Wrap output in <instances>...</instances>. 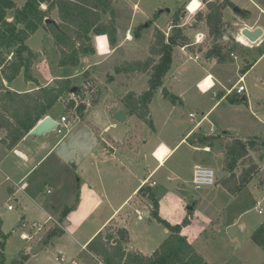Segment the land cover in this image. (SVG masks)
I'll list each match as a JSON object with an SVG mask.
<instances>
[{"label": "rangeland", "instance_id": "rangeland-1", "mask_svg": "<svg viewBox=\"0 0 264 264\" xmlns=\"http://www.w3.org/2000/svg\"><path fill=\"white\" fill-rule=\"evenodd\" d=\"M13 1L19 8L24 7L27 2V0ZM190 1H112L117 11L118 23L124 29V46L97 69L91 67V73L87 72L86 78L84 77L86 72L81 74L84 64L76 68H59L56 48L52 37L46 31L39 30L29 38V47L36 52H43L34 62V76L39 78L41 84L52 86L56 78H65L69 74H74L76 77L70 79L71 84L74 87L83 86L87 91L82 100L86 103V109L82 116H70L64 112L63 100L59 102L52 109L51 116L59 121L63 133L59 134L54 130L52 137L54 142L61 141L27 179V183L30 184L28 191L18 192L16 195L10 194L9 188L13 187L14 179L1 186L0 250L1 244L4 243L5 264H11L24 252L28 255L25 264H71L73 260L79 264H98V260L101 259L89 250H82L81 245L125 201L134 190V186L143 181L148 171H152L158 165L152 155L156 147L162 142L171 148L175 147L190 130L195 128L213 104L214 99L211 98L213 92L201 94L197 88L198 81L205 76L202 67V64L206 63L204 54L209 49H216L221 57L226 56L224 59L226 64L235 60L234 57L238 58L229 68L227 65H222L219 71L224 76L230 73V80L226 84L228 88L236 84L239 76L243 75L242 69L247 65L246 60L253 64L259 58L264 42L261 47L248 48L237 41L241 35L242 23L238 22L237 18L240 15L235 9L249 12L248 19L257 20L264 27V13L254 4L256 2L264 6L262 4L264 0H252L253 2L230 0L235 7L224 10V37L217 42L214 41L215 37L209 34L206 25L209 9L202 6L195 13H190L187 10ZM135 4L138 5L139 11L134 12ZM165 8H169L172 13H161L160 11ZM145 13L153 16V19L148 20ZM176 13H179L177 23L179 27L185 29L190 45L184 50L183 47L174 50L169 77L166 78L163 88L155 92L150 105L152 125L140 123L133 116L125 122L115 121L109 107L114 105L116 107V104L121 103L129 92L140 93L149 89L147 75L136 73L135 76H128L121 70L122 64L127 61L145 60L149 55L155 32L159 29L154 26L155 19H158L157 23L164 27L166 37H169L176 23L172 19ZM198 13H202L201 18H198ZM130 22L132 27H129ZM127 27L130 29L125 31ZM136 35H139L140 39H137ZM199 47L204 51L200 53V61L195 62L190 57L199 54ZM191 49L196 53H192ZM106 51H108L107 44L103 52ZM96 54L97 52L89 59L91 66L97 62ZM93 85L99 99L95 106L91 105L90 87ZM212 85V76L201 82L204 91ZM245 85L250 102L235 108L240 109L241 113L238 115L242 118L235 117L234 124L232 112H228L226 107L229 106L225 104L217 108L211 122L215 128L217 123H213L215 122L213 120L224 116L226 123L234 125L242 134L241 137L264 135V104L255 102L264 101V57L245 75ZM13 87L20 92L29 91L35 88V82L26 81L23 72L15 80ZM165 91L169 96H173L175 102L165 97ZM72 95L67 99L74 97L76 106L82 105L79 97ZM62 115L67 116L70 121V127L67 129L61 123ZM259 119L261 123L258 122ZM249 120L253 123L249 124ZM113 123L117 126L110 127V131L104 133V135H112L118 141L119 147L116 153L111 155L109 152H101L102 150L95 148L100 142L98 134L100 131L95 129L100 128L103 131L106 126ZM212 124L206 122L202 127L210 131ZM219 124L218 128L216 127L217 134H222L224 130ZM87 132L91 133V158L85 157L86 148L83 138ZM69 135L70 138H67ZM196 140L197 135L193 136L189 143H194ZM250 140L258 143V150L250 151L249 158L239 161L235 170L237 175L242 170L240 163H245L250 158L260 166L264 165L262 146L264 140L253 138ZM63 150L66 151V157L69 156V159L60 165L55 159ZM167 153L168 149L163 146L158 150L157 157L163 161ZM203 156V153L195 151L189 144H182L166 166L154 176L156 186L153 188L157 196L160 217L174 225L192 211L194 222L188 232L189 238L209 264H264L263 248L257 246L251 239L255 228L264 224V178L260 175L252 177L235 195L219 186V183L217 186L197 191L186 175L189 174L193 162ZM222 156L221 151L208 155L211 159H219ZM173 165L178 167L180 174L170 173L169 170ZM213 168L218 176V165L214 164ZM70 185H75L77 193L72 198L69 196ZM136 194L123 206L119 220L111 228L121 227L123 221L122 226H126L129 230L131 244L137 250L150 255L163 242L165 228L151 215L144 216V213L150 212L153 207L151 201L147 200L149 205H145L144 211L137 209L136 203L143 194L140 193L139 196ZM75 201L76 206L73 207ZM9 206L12 208L9 209ZM259 208L263 210L262 214H259ZM64 222L68 223L66 227L63 226ZM24 223L27 224L26 228L22 227ZM32 223H39L41 229H31L29 226ZM57 226L66 233L54 237L41 251L32 255L30 253L32 248L44 240V235L50 228ZM23 232L30 236L29 240L21 237ZM61 255L64 261L58 262L56 257ZM1 258L0 255V262Z\"/></svg>", "mask_w": 264, "mask_h": 264}, {"label": "trees", "instance_id": "trees-1", "mask_svg": "<svg viewBox=\"0 0 264 264\" xmlns=\"http://www.w3.org/2000/svg\"><path fill=\"white\" fill-rule=\"evenodd\" d=\"M215 4L216 9L210 8L206 15V25L209 34L215 37L214 41L217 42L224 37L223 12L229 7L234 8L235 5L230 0H215ZM262 4L264 5V2ZM114 12L111 0H27L21 8L13 0H0V131L5 132L1 143L8 150H14L39 121L51 115L52 109L62 100L64 112L70 116H82L86 109V103L82 100L87 91L82 86L72 93L74 86L68 78H57L52 86H39L33 91L26 92L12 91L5 85L4 81L10 84L23 72L26 81L37 82L33 66L41 55L29 47V38L39 30L46 31L52 37L56 48L59 68H76L81 65L84 58L96 53L95 37L105 35L111 47L116 46L118 28ZM238 13L244 15L245 11L240 10ZM107 16L110 19H107ZM201 16L202 13H198V18ZM178 18L179 13L172 17L176 23L169 37H166L162 30H156L149 55L145 60L127 61L121 66L123 73L128 76L142 73L149 79L148 90L141 93L129 92L118 106L119 110L125 111L129 116H135L141 123L152 125L150 104L155 92L164 86V80L173 64L174 50L190 45L185 29L179 27L177 23ZM48 19L55 22L46 23ZM191 50L192 53H196L194 49ZM203 51L204 49L199 47V52ZM259 53L262 56L264 48L260 49ZM204 55L205 59L222 60L226 57H221L216 49H209ZM250 68V65H246L242 74L245 75ZM87 75V72L84 73L85 78ZM90 90L91 105L95 106L99 99L94 91V85ZM164 93L166 98L175 102L167 91ZM72 94L79 97L82 105L76 106V100L67 99ZM237 101L240 102L241 99L235 102ZM257 145L256 141L234 139L227 147L224 165L229 176L225 177L221 184L233 195L261 172L260 166L250 158L249 161L240 163L242 170L239 175L235 173L239 161L249 158L250 151L258 150ZM262 146L264 147V142ZM140 192L153 203L150 215L168 231L167 238L153 254L146 256L137 251H129L126 247L129 243L128 230L123 227L112 229L113 224L105 229L106 234L100 232L88 244L87 249L105 264H208L194 244L183 234V229L191 224L193 212L189 211V217L181 224H170L159 215L155 191L143 186ZM62 233L61 227L50 228L43 241L47 245ZM251 239L264 250V224L255 228ZM3 250L4 243L1 244L0 264H5ZM27 259L28 255L24 252L11 264H25Z\"/></svg>", "mask_w": 264, "mask_h": 264}, {"label": "crops", "instance_id": "crops-1", "mask_svg": "<svg viewBox=\"0 0 264 264\" xmlns=\"http://www.w3.org/2000/svg\"><path fill=\"white\" fill-rule=\"evenodd\" d=\"M115 1H119V0H115ZM198 1L200 2V0H198ZM254 4L259 9H261V11L264 13V10H263L264 6L258 5L256 2ZM113 8H114V11H115L114 12L115 13L114 17H115V20H116V23H117V28H118L117 44H116V46L114 48L111 47V45L109 43V40H108V37L106 36L107 37V43H108L107 44L108 51L102 53L99 50V42L97 40V37H101V36L95 37L94 38V44H95V48H96V52H97V54L95 55L97 62H95V64L91 66V64L89 63V59H91V56L87 57V58H84L82 60V62H81V65L84 64L83 65L84 68H83V71L81 72V74H83L84 72H90L91 73V70H90L91 67L94 66L97 69L101 64H103L104 62H107L109 58H112L113 56H115V54L120 49H122V47L124 46V41H123L124 37H125V34L123 35L124 29L118 23V19H117L118 16L116 15L117 11H116L114 6H113ZM168 9L169 8H165V9H163L160 12L161 13H164V12L172 13V11L171 10L168 11ZM135 10L139 11V7H138L137 4L134 5V12H135ZM144 15L146 16V18L148 20L149 19H153V16H149L147 13H145ZM248 17H249V12L245 11V15H240V17L237 18L238 22L242 23L241 30L244 29V28L256 29L257 27H262L263 30H264V27L262 25H260L257 20L253 21V20H251V18L248 19ZM106 18L110 19V17H108V16ZM157 22H158V19H155L154 26L158 27L160 30H162L164 32L165 31L164 27L160 26ZM130 26L132 27V22H130L129 27ZM147 28H149V27H147ZM128 29H130V28L127 27L125 31H128ZM164 33L166 34V31ZM103 36H105V35H103ZM136 38L140 39V36L136 35ZM263 38H264V36H263ZM241 41L246 43V39H244V37H241ZM39 53L42 54L43 52L40 51ZM200 53H203V52H199V54H198L199 55V59H198V61H195V62H199L200 61V59H201V54ZM263 57H264V54L262 56H259V58L253 64L251 62H249V60H246L247 65L251 66L250 70H252L260 62V60ZM234 58H235V60H232V62H230L229 64H226L225 63L226 61L224 59L219 60V59H216V58L206 59V63L204 62L202 64L203 65L202 66L203 67V71L205 72V76L200 81H198L197 88H198V90L200 91L201 94H207V93L212 91L213 93L211 95V98L214 99L213 100V104H211V106L207 110L206 114H204L203 118L195 125V128L190 130L175 147L171 148V146H169V145H167V144H165L163 142L160 143L156 147V149L153 151L152 155L156 159V161L158 162V165L152 171H148L149 173L144 177L143 181L139 185L134 186V190L132 191V193L129 196H127L125 201L116 210H114L108 216V218L106 220H104L102 222V224L96 230H94V232L81 245L82 250H84V251L86 250L87 251L88 250L87 249L88 244L100 232H105V229L107 227L111 226L112 224H114L115 222H117L119 220L120 215L122 214L121 213L122 212L121 209H123V206L137 192L138 193L136 195L137 196L140 195L141 192L139 191V189H142L143 186H146V187L152 188L154 190V188L150 186L148 179H151V181L156 182L154 180V176L166 166V163L168 162V160L170 158H172L176 154V152H177V150H178L180 145L189 144V146L192 147L195 151L201 152V153L204 154L203 157H200V158L197 159V161L193 162L189 174L186 175L188 181H190V183H192L193 176H194V171H195V168L197 166H206V167L213 168V165L217 164L218 167H219L218 178H219L220 174L223 171H227L225 169V165H224V161H225L226 156H227V147L231 144L230 142H232L234 139H239V140H242V141H247V140H250L251 138L264 140V135L241 137L242 134H240L237 131V128L234 125H229V124L226 123L224 116L221 119L217 120L215 118L213 120V121H215L213 123H217L215 128H214V126H213V124L211 122L212 116L215 114L217 108H219L222 105L228 104L226 106H229V107H226V108H227L228 112H230V111L232 112V116L231 117H232V122L234 123L235 117L242 118V117H240L238 115V113L239 114L241 113L240 109H235V108H239L240 105H243V104H246V103L250 102L249 101L248 89H247V93H245L244 95H242V96L241 95H237L236 94V90H235L236 84H234L231 88H228L226 86V84L230 80L229 79L230 78L229 77L230 73H228V76H226V75L224 76V75L220 74V72H219V71H221L222 65L223 66L227 65L228 66L227 68H229L230 65L233 64V62H235L238 59L237 57H234ZM204 64H206V66H204ZM245 75H241V76H244V83H245ZM208 76H212V78H213V87L210 88L209 91H201L199 89V87H198V84L201 83ZM241 76H239V78ZM75 77L76 76L74 74L73 75L69 74L65 78L72 79V78H75ZM168 77H169V74L166 76V78H168ZM35 78L37 79V82H35V88L30 89L29 91H33V90L37 89L39 86H49V85L41 84V82H40V80H39V78L37 76ZM166 78H165V80H166ZM239 78H238V80H239ZM165 80H164V82H165ZM4 83L10 90L16 91V92H20V91H17L13 87V84L15 83V81H13L10 84L7 83L6 81H4ZM22 92H26V91H22ZM141 92H143V91H140V93ZM239 98L241 99V101L240 102H238V101L235 102ZM257 101L258 100L255 101L257 104H261V103H258ZM118 106H119V103L116 104V107H115V105H114V107H109L110 111H111L112 118L115 121H118V122L127 121L128 118L130 117L127 113H126L127 118H126L125 121L117 120L113 116L114 112L120 111ZM150 111H151V109H150ZM226 114H227V112H226ZM192 115L194 117V114H192ZM48 116H51V115H48ZM252 116H254V115H252ZM133 117H135V116H133ZM137 121H138V119H137ZM238 121H239V119H238ZM206 122L212 124V128H211L210 131H206L202 127ZM258 122L261 123V120L259 119ZM252 123H253V121L249 120V124H252ZM83 124H86V123L83 122ZM218 124L222 128V130H224V132L222 134L221 133L217 134L216 127L218 128ZM116 126H117V124L113 123V124H110L109 126H106L103 131H101L100 128H96L95 129L96 131L97 130L100 131L98 133L99 136H100V142H98L95 145L96 149L102 150L101 152H109L111 155L116 153V151H117V149L119 147L118 141L112 135H104V133L106 134L108 131H110V129H109L110 127L114 128ZM263 126H264V124H263ZM52 133L53 132L45 134V135H42V136H30L28 134L14 150H8L5 147V145H3L1 143V139L5 136V132L0 131V188H1L2 185H5L7 181H11L12 179H14L13 180L14 181L13 182L14 183L13 187L9 188L10 194L16 195L18 192L26 193L28 191V189L30 187V184L27 183V181H28L27 179H29L32 176V174L34 173V171L39 167V165L42 164L51 155V153L54 151V148L57 147V145H59V143L61 141L60 140V141L54 142L53 137H52ZM195 135H197V140L194 143L193 142L189 143V140ZM70 136L71 135H69V137H67V138H70ZM83 143H85V148H86L85 157L91 158V133L87 132L85 134V137L83 138ZM163 146L168 149V153L165 156L164 160L161 161L157 157V152ZM225 147H226V150H225ZM218 151H221V154L223 155L221 158H219V159L218 158L211 159V158L208 157V155H211L212 153L218 152ZM66 154H67L66 151H64V150L61 151L57 155L55 160L58 161V163L61 165L63 162H65V161H67L69 159V156L66 157ZM255 163L259 165V163H257V162H255ZM260 168H261V172H262L264 170V165L263 166L261 165ZM169 171H170V173L173 172L176 175L181 173L179 171L178 167L175 166V165H173L170 168ZM261 172L258 175H260V177H263L261 175ZM228 176H229V173H228ZM219 183H220L219 186H222L221 182H219ZM58 185H60V182L58 183ZM70 189H71V194L69 195L70 198L75 197L76 194H77L75 185H70ZM147 200H149V198L146 197L143 194V196L136 203L137 209H141V210L144 211L146 209L145 205H149ZM75 206H76V201L73 202V207H75ZM137 211H136V213H137ZM149 215H150V212H145L144 213V216H149ZM186 217H189L188 213H187V215L185 217L181 218V220H180V222H178V224H181ZM60 221H62V220L60 219ZM122 222H121V227L126 228L128 230V228L126 226H122ZM193 222H194L193 221V216H191V224L183 229V234L186 235L189 240H190V238H189L188 232L192 228ZM67 225H68V223L64 222L63 226L66 227ZM174 225H176V224H174ZM62 231H63V234L66 233V231H64L63 229H62ZM128 233H129V230H128ZM167 236H168V231L165 230V234H164L165 238H164V240L167 238ZM190 242L193 243L191 240H190ZM126 247H127V249L129 251H137V252L142 253L143 255L149 256V255L137 250L136 247H134L131 244L130 233H129V243H128V245ZM206 262L209 264V262L207 260H206Z\"/></svg>", "mask_w": 264, "mask_h": 264}, {"label": "built area", "instance_id": "built-area-1", "mask_svg": "<svg viewBox=\"0 0 264 264\" xmlns=\"http://www.w3.org/2000/svg\"><path fill=\"white\" fill-rule=\"evenodd\" d=\"M111 1H115V0H111ZM211 1H214L215 0H206V2H203L202 0H200L201 2V6L199 7V9L202 7V6H206L207 3L211 2ZM190 3V2H189ZM188 3V4H189ZM198 9V10H199ZM187 10L189 11V5H187ZM190 12V11H189ZM191 13V12H190ZM241 36L239 38H237V41L241 44H243L244 46L248 47V48H253L254 46L256 47H261L264 40L263 38L261 40H259V42L257 43H252L250 42L249 40H247L246 38V43H243L241 42ZM243 37V36H242ZM185 47H183L182 49L184 50ZM191 59H194L195 61H198L199 59V55H196V56H191L190 57ZM198 87L201 91H204L202 88H201V83L198 84ZM212 86H210L206 91H209L210 88H212ZM235 90H236V94L237 95H244L245 93H247V87L244 83V76H241L238 80V82L236 83V86H235ZM73 96V95H72ZM74 99V97H73ZM58 122V126L57 128L55 129L59 134H62L63 133V129H61L60 127V123L59 121ZM61 123L64 124V128L67 129L70 127V121L68 120V118L66 116H62L61 117ZM149 181V184L151 187H155L156 186V182L154 181H151V179H148ZM192 184H193V187L195 190L197 191H200V190H203L204 188L206 187H214V186H217L218 184V176L215 172V170L211 167H206V166H197L195 168V171H194V176H193V181H192ZM12 207L9 206V209H11ZM263 213V210L261 208H259V214H262ZM142 218V217H140ZM50 220H52L50 218ZM23 228H26L27 227V224H23L22 225ZM31 229H38L40 230L41 227H40V224L39 223H32L30 224L29 226ZM21 237L25 240H29L30 239V236L26 233V232H23L21 234ZM56 260L59 261V262H63L64 261V257L61 255V256H58L56 257ZM98 264H105L102 260H98ZM71 264H79L76 260H73L71 262Z\"/></svg>", "mask_w": 264, "mask_h": 264}, {"label": "water", "instance_id": "water-1", "mask_svg": "<svg viewBox=\"0 0 264 264\" xmlns=\"http://www.w3.org/2000/svg\"><path fill=\"white\" fill-rule=\"evenodd\" d=\"M206 7L208 9L210 8H215L216 9V4L214 1H211L207 3ZM168 11H170L168 9ZM236 12H239V9H235ZM55 21L48 19L46 23H53ZM241 35L249 40L252 43H257L259 40H261L264 36V30L262 27H257L256 29H250V28H244L241 30ZM78 87H73L72 88V93H75ZM258 103L264 104V101L258 100ZM113 116L120 121H125L127 118V115L124 111L120 110L117 112L113 113ZM58 126L57 120H55L51 116H46L44 119L38 122V124L29 132L30 136H42L45 134H48L52 131H54ZM261 175L264 177V170L261 172ZM228 176L227 171H223L219 178H218V183L222 182V180ZM46 246V243L44 241H41L40 244L31 250L32 255H36L39 251H41L44 247Z\"/></svg>", "mask_w": 264, "mask_h": 264}, {"label": "clouds", "instance_id": "clouds-1", "mask_svg": "<svg viewBox=\"0 0 264 264\" xmlns=\"http://www.w3.org/2000/svg\"><path fill=\"white\" fill-rule=\"evenodd\" d=\"M198 7H199V5L195 2H193L190 5V10L195 11ZM97 40L100 42V50H101V52H103L105 50V43L107 41V37L106 36L97 37Z\"/></svg>", "mask_w": 264, "mask_h": 264}, {"label": "bare ground", "instance_id": "bare-ground-1", "mask_svg": "<svg viewBox=\"0 0 264 264\" xmlns=\"http://www.w3.org/2000/svg\"><path fill=\"white\" fill-rule=\"evenodd\" d=\"M193 2H195V3H197L198 5H199V7L201 6V2H199L198 0H191L190 1V3L188 4L189 5V11L191 12V13H195L198 9H199V7L195 10V11H191L190 10V5L193 3ZM242 37V36H241ZM241 39V38H240ZM245 39V38H244ZM241 42H243V41H241ZM244 43V42H243Z\"/></svg>", "mask_w": 264, "mask_h": 264}, {"label": "flooded vegetation", "instance_id": "flooded-vegetation-1", "mask_svg": "<svg viewBox=\"0 0 264 264\" xmlns=\"http://www.w3.org/2000/svg\"><path fill=\"white\" fill-rule=\"evenodd\" d=\"M149 26V25H148Z\"/></svg>", "mask_w": 264, "mask_h": 264}]
</instances>
